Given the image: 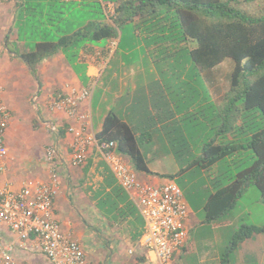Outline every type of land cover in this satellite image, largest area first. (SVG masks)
Masks as SVG:
<instances>
[{
    "label": "crops",
    "instance_id": "1",
    "mask_svg": "<svg viewBox=\"0 0 264 264\" xmlns=\"http://www.w3.org/2000/svg\"><path fill=\"white\" fill-rule=\"evenodd\" d=\"M18 1L22 4L26 0ZM17 11V0H4L0 8V79L5 80V83L8 82L9 85L12 81H18L19 74H23L26 84L23 95L27 100L33 101L32 98L39 92L40 103L36 102L37 109L43 113L44 119L58 122L60 130L57 134H48L46 143L34 153L27 149V153H22L19 157L12 152L11 145H8L9 155L6 159L9 172L1 176L0 181H9L14 188H20L26 183L49 180L51 172L45 160V149L52 142H57L63 162L59 166L61 186L55 199L54 210L63 231L81 243L89 264H134L136 258L128 253V249L140 239L143 233L142 217L136 208L130 205L126 192L125 206L123 201L119 204L125 207V216H116L112 210L108 209L103 203L104 198L109 194L113 198L112 189L119 185L114 174L94 148L91 149L84 165L73 163L70 148L73 134L69 128L71 125L77 126L78 123L68 118L64 112H53L48 107L49 101L54 96L67 92L70 86H85L95 77H98L100 82L107 66L106 63L102 65V62L107 61L104 58L109 54L111 42L108 40L103 46H99L98 41L87 42L88 48H81L74 62H71L60 49L38 61L34 74L19 57L20 53L30 52L33 49L27 46L14 52L7 47L10 41L21 42L16 19ZM138 19L139 17L135 16L133 22L127 21L125 24L134 25V30L128 35L129 41L125 42V59L120 57L117 66L113 68L111 79L101 80L99 88L98 85L96 86L98 90L95 88L90 102L82 104V109L91 110V130L95 133L102 129L105 116L110 111H114L135 126L141 138H146L149 134L151 139L143 142L142 150L149 161L151 173L140 170L138 173L141 181L159 185L169 179L152 169L151 158L148 156V151L150 154L152 151L150 149L146 151L145 147L157 137L161 143L167 145L173 146L175 143L191 145L190 138L193 136L191 130L194 128V123L204 121L203 116L198 115L199 113L196 114L198 115L196 118L192 114L198 112L199 107H203L209 97L214 102H220L230 82L227 85L225 78L221 80L218 74L213 73L216 70L214 68L220 67L224 60L216 67L200 72L208 80L210 88L197 91L200 95L198 100L194 101L190 94H184L182 97L175 95L174 79H166L158 64L161 61L168 64L175 62L182 57L178 56L177 48H192L195 44L191 41H184L179 45L171 41L158 42L154 40L153 34L147 35L146 32L136 31L135 23L139 21ZM163 48H165L164 51H161ZM80 65H84V70H79ZM181 79L186 80L183 76ZM182 92H186V89H182ZM95 98L96 101H94ZM11 109L14 114L17 111V105L15 104ZM205 130L207 132V129ZM190 150L187 148L176 153L179 156H188L194 149ZM16 151L19 153V150ZM172 152H174L173 148ZM198 152L200 154V151ZM189 167L187 165L180 171L187 170ZM156 173L159 175H155ZM183 199L188 206L186 227L189 239V231L197 225H203V220L196 215L193 203L185 195ZM207 200L203 201V207ZM97 231L105 235L104 239L96 237ZM13 236L8 227L0 224V241H8ZM188 244L189 247L184 248L185 253L189 252V248L192 249L190 252H193L196 247L191 241H188ZM244 248H247L249 253L244 251L241 255ZM238 253V264H244L243 259L249 255L252 256L253 264H264V232L254 233L244 240L238 248ZM149 255L154 257L153 253ZM15 260L18 264H48L46 258L38 253L16 252ZM201 262L206 263L207 259L201 258ZM213 264L221 263L216 258Z\"/></svg>",
    "mask_w": 264,
    "mask_h": 264
},
{
    "label": "trees",
    "instance_id": "2",
    "mask_svg": "<svg viewBox=\"0 0 264 264\" xmlns=\"http://www.w3.org/2000/svg\"><path fill=\"white\" fill-rule=\"evenodd\" d=\"M32 1L37 6H26ZM75 1L26 0L19 4L17 0L18 9L32 12H23L21 22H17L19 36L25 16L47 15L50 17L47 25L60 27L66 22V13L61 10L63 3ZM95 3L106 17L96 21L99 24L96 30L90 32L89 26L95 23L89 21L83 28L58 36L54 41L38 42L36 50L20 53L19 57L36 73L37 62L60 49L74 62L89 41L116 39L119 47L122 38L116 28L120 29L127 21L133 22L137 16L136 31L153 34L158 42L171 41L178 45L184 41L194 42L192 48H177L176 52L179 57L183 51L188 53L200 72L231 58L235 64L223 99L214 102L209 97L207 103L192 114L194 118L198 115L204 118L203 122L193 125V130L201 124L204 129L200 156L196 162L203 169H209L224 159L229 165L221 177L212 180L215 192L204 207L206 220L225 216L251 185L259 188L264 199V0H97ZM111 7L113 11H109ZM78 41L83 42L73 54L69 53L68 46ZM97 137L117 141L119 149L132 158L137 170L151 173L149 161L142 150L143 142L151 139L149 134L141 138L135 126L110 111ZM189 146L187 148L192 151ZM183 150L186 148L177 152ZM112 193L114 197L109 194L103 203L116 216H125V207L119 206L120 201L125 206V191L116 185ZM130 205L135 208L131 201ZM260 232H264V225L239 229L223 252L221 264H228L229 257L241 243Z\"/></svg>",
    "mask_w": 264,
    "mask_h": 264
},
{
    "label": "built area",
    "instance_id": "3",
    "mask_svg": "<svg viewBox=\"0 0 264 264\" xmlns=\"http://www.w3.org/2000/svg\"><path fill=\"white\" fill-rule=\"evenodd\" d=\"M3 2L0 0V8ZM110 42L109 54L118 45L116 39ZM98 80L95 77L85 86H70L67 92L54 96L48 107L53 112H64L78 123L69 128L73 134L70 146L73 163L84 165L91 149H96L142 217L143 233L128 249L136 258L134 264H174L176 250L189 247L188 206L182 190L173 180L159 185L141 181L136 167L123 158L118 142L100 140L91 130V110L82 109V104L90 102ZM2 93L0 82V177L9 172L6 159L9 148L4 143V135L11 120V111ZM37 98L35 95L33 101ZM45 124L51 134L60 130L55 120L48 119ZM45 160L51 172L49 180L26 183L20 188H14L9 181H0V224L14 235L8 241H0V264H18L16 252L42 254L48 264H89L81 243L63 231L55 216V199L61 186L59 166L63 162L57 142L46 146Z\"/></svg>",
    "mask_w": 264,
    "mask_h": 264
},
{
    "label": "rangeland",
    "instance_id": "4",
    "mask_svg": "<svg viewBox=\"0 0 264 264\" xmlns=\"http://www.w3.org/2000/svg\"><path fill=\"white\" fill-rule=\"evenodd\" d=\"M96 1L97 0H76L75 2L63 3V8L61 10L66 13V22L62 23L60 27L47 25V22H49L48 19H50L47 15L43 17L39 14L25 16V19L21 23V42L14 43L10 41L8 43V50L18 52L22 47L30 46L34 51L37 48L38 42L44 40L54 41L58 39V36H63L68 32L83 28L89 21L95 23L89 26L90 32H93L99 26V24H96V21L106 19L105 15L103 16L101 14L100 8L96 6ZM27 5L28 7L37 6L34 1L26 4V6ZM110 6H112V4ZM43 7L48 8L45 6L41 8ZM109 11H113L112 7ZM23 12L32 14L29 9L22 10L19 8L17 12V22L19 23L21 22ZM53 19L55 20V18ZM133 28V24L124 25L120 29L116 28L118 36L120 37L121 35L122 42L119 47L117 45L112 53L106 55V58H104L107 59V61L105 60V62H102V65L106 63L107 66L104 69L101 80H110L113 68L117 66L120 57L125 59V42L129 41L128 35L134 30ZM82 42L83 41H78L76 44L74 43V45H69L67 48L69 53L73 54ZM106 43V40L98 41L99 46H103ZM134 53L136 54V52ZM182 54V57L178 58L173 63L168 64L161 61L158 67L166 79H174L175 95L182 97L184 94H190L193 96L194 101H196L200 96L197 91L201 89L209 90V82L204 75H201L198 68L194 66L190 55L185 51H183ZM234 64L231 58H227L220 67L214 68L216 70H214L213 73L215 75L218 74V78L221 80L225 78L227 80L226 84L228 85ZM84 68V65L79 66V70H84ZM29 69L31 70L30 67ZM31 72L33 71L31 70ZM181 76L186 78V80L181 79ZM101 80L97 83L98 88L101 85ZM0 82L3 86L2 95L6 106L11 111V108H14L15 104L17 105V111H15L14 114L11 111L12 118L10 120V127L4 135V143L7 146L11 145L13 149L12 152L15 155H19V157L22 153H27V149H30L33 153L39 151L48 140V134H50L45 124V121L48 119H44L42 116L43 113H40L36 106V102L37 104L40 103L39 98H37L38 101L36 100V102H34L27 100L25 95H23L26 85L23 74H19L18 81H12L9 85L8 82L5 83V80L0 79ZM182 89H186V92H182ZM39 96L40 93L38 92L37 97ZM94 101H96V98ZM191 133H193V136L190 138L191 145L189 147L194 150L193 153H190L188 156H179L176 153L180 151L181 148L183 149V147L187 149L188 145L182 146L180 143H175L173 146L167 145L161 143L158 137L150 145L146 146L145 150L148 151L150 149L152 151L151 154L148 151V156L151 158L150 165L152 169L158 171L169 180L175 181L183 190V196L185 195V197L193 203L196 209V215L203 220V225H197L196 228L189 231L190 240L188 239V241L195 244V249L193 247L194 245L192 246L194 251L190 252L192 249L190 250L189 248V252L185 253L183 247L182 249H177L173 257L174 264H213L216 258H218L219 263H221L222 254L226 250L235 231H238L243 226L264 225V199L259 188L256 185H251L240 198L238 204L225 216L217 220H206L205 208L202 206L203 201H205V199L207 200L210 195L215 192V188H213L212 184L213 178L217 176L218 178L221 177L224 171L228 170L229 165L228 160L224 159L204 171L196 162L200 156L198 151L203 142L201 135L204 134V129H202L201 126H197ZM172 148L175 153L172 152ZM16 150H19V153H17ZM122 156L127 163L134 165L132 158L128 154H122ZM187 165L190 166L187 170L180 171L181 168H185ZM155 175L159 174L156 173ZM229 222L231 223L229 224ZM96 234L98 239H104L105 237V235L99 231H97ZM95 239L96 238H94V240ZM244 251L249 253L247 248H244L241 255L242 253L244 254ZM238 254L237 249L229 257L228 264H238ZM201 258L207 259V262L202 263ZM243 263L253 264L252 256L249 255L247 258L243 259Z\"/></svg>",
    "mask_w": 264,
    "mask_h": 264
}]
</instances>
